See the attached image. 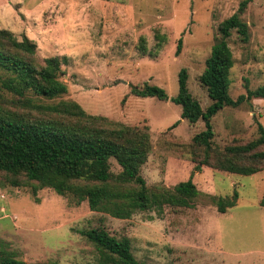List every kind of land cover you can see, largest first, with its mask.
Segmentation results:
<instances>
[{
  "label": "rangeland",
  "instance_id": "obj_1",
  "mask_svg": "<svg viewBox=\"0 0 264 264\" xmlns=\"http://www.w3.org/2000/svg\"><path fill=\"white\" fill-rule=\"evenodd\" d=\"M242 1L0 0V30L18 41L32 40L36 66L50 57L65 59L60 75L65 95L54 100L31 93L26 97L42 105L73 101L87 114L147 126L151 151L141 176L150 190L172 188L189 179L194 164L188 145L204 130L201 120L192 125L181 119V107L172 102L178 74L186 71L187 90L205 110L211 101L199 77L219 37L218 25L236 14ZM239 17L250 38L244 43L232 31L228 39L233 100L264 86V0H252ZM140 38L146 42L145 56L138 51ZM145 83L163 89L168 100L132 95V87ZM0 97L14 99L6 92ZM210 123L213 144L221 149L251 141L257 137V123L264 127V99L226 107ZM109 163L110 171L119 173L116 162ZM263 174L202 168L192 177L202 194L192 208L138 212L128 220L92 212L86 202L73 205L23 178L20 187H12L0 174V263L12 258L24 264H98L99 253L82 232L103 229L116 239L128 238L132 255L143 264H264V208L256 202L264 193ZM233 189L239 194L237 205L219 214L210 197L231 195Z\"/></svg>",
  "mask_w": 264,
  "mask_h": 264
},
{
  "label": "trees",
  "instance_id": "obj_2",
  "mask_svg": "<svg viewBox=\"0 0 264 264\" xmlns=\"http://www.w3.org/2000/svg\"><path fill=\"white\" fill-rule=\"evenodd\" d=\"M251 1H242L238 12L218 25L219 37L199 77L211 101L205 110L187 90L186 71L182 69L178 74V93L172 102L181 107V119L192 125L201 120L204 130L195 134L188 145L194 164L189 179L172 188L150 190L141 176V168L151 151L147 126H128L104 116L87 114L73 101L42 105L26 97L31 93L54 100L65 95L67 86L60 79L65 59L50 57L44 59L43 66H36L32 60L36 44L27 37L18 41L10 31L0 30V72L4 74L0 77V92L14 96L9 102L0 97V174L6 176L12 187H20L23 178L36 182L40 189L53 190L73 205L86 202L92 212L128 220L138 212L162 213L165 207L192 208L202 195L192 177L202 167L242 176L264 171V127L260 123H257L255 139L233 142L222 149L213 144L210 123L226 107L237 108L251 98L264 99V86L248 90L247 96L236 100L229 95L233 58L228 39L235 31L242 42H248L249 29L239 14ZM181 46L178 40L177 56ZM138 51L142 56L147 53L144 38L139 40ZM131 93L141 98L168 100L163 89L147 83L140 89L132 87ZM32 111H35L33 116ZM111 159L120 169L117 174L110 171ZM210 198L217 212L225 214L236 206L239 194L233 189L231 195ZM259 206L264 208V194ZM82 235L98 251V264H143L132 255L128 238L116 239L103 229H90ZM0 264L24 263L5 258Z\"/></svg>",
  "mask_w": 264,
  "mask_h": 264
},
{
  "label": "crops",
  "instance_id": "obj_3",
  "mask_svg": "<svg viewBox=\"0 0 264 264\" xmlns=\"http://www.w3.org/2000/svg\"><path fill=\"white\" fill-rule=\"evenodd\" d=\"M202 168H207V167H202ZM209 169H210V168H209ZM211 170H212V169H211ZM259 173H264V172H259ZM257 174H258V173L254 174V175H257ZM262 179L264 180V174H263V178H262ZM194 184H195V183H194ZM263 194H264V193H262V194H260V195L257 196V200H256L257 203L260 202V200H261ZM237 201H238V200H237ZM239 201H240V199H239ZM236 205H237V203H236Z\"/></svg>",
  "mask_w": 264,
  "mask_h": 264
}]
</instances>
